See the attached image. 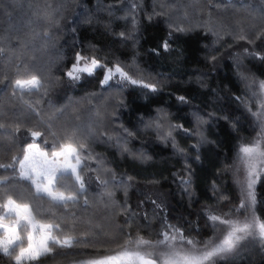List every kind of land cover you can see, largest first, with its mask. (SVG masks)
<instances>
[{
	"label": "trees",
	"instance_id": "16d2710c",
	"mask_svg": "<svg viewBox=\"0 0 264 264\" xmlns=\"http://www.w3.org/2000/svg\"><path fill=\"white\" fill-rule=\"evenodd\" d=\"M49 1L52 3L53 0ZM43 2L0 0V28L8 21L7 14H14L12 12L16 13L19 9L21 11L23 5H29L30 11L36 14L41 12ZM258 3L259 0H199L194 5L199 10L200 19L211 15L214 21L230 26L240 20L244 35L252 43L234 42L227 35L217 41L211 34H205L204 29L196 28L187 35L174 33L168 41L170 48L167 51L160 47L169 31L163 19H147L146 13L152 11L151 0H144L143 9H139V30L135 34V46L132 41L123 42L116 35L127 33L131 28L128 20L120 18L128 12L129 0H79L75 6L70 3L66 14L49 33L52 38H60L62 45L63 56L56 68L59 79L46 96L41 98L35 94H25L24 100L31 101L45 120L52 117L53 127L60 131L66 121L70 120L73 109L81 116V121H88V99L95 94L92 104L101 110L104 131L124 136L121 129L127 128L133 133L127 147L137 155L145 153L149 159L142 161L122 155L112 143L93 144L94 152L103 157L101 167L111 169L117 176L108 187L109 191L114 192L113 199L117 204L104 206L101 202L104 186L95 179L89 180V176L94 174L88 172L85 184L89 205L85 207L81 204L75 208L70 206L67 210L76 213L77 221L74 222L65 210H57L58 216H64L62 227L65 230L75 223V232L79 233L85 229L81 221L92 220L117 239L123 229L133 236L139 233L147 239L155 240L156 233L164 223L172 224L182 229L185 236L200 241L213 235L205 213L211 210L223 214L239 203V189L234 182L237 148L241 143H250L256 135L253 118L235 97L249 98L246 96L245 82L239 79L238 72L264 80V59L244 52V49H248V53H258L264 57V35L257 38V34L264 31L261 14L242 7L244 4L256 6ZM176 7L179 8V5ZM187 11L190 22L195 23L197 17L193 7H188ZM183 23L185 27L188 26V22ZM3 46L6 50L18 49V41L12 38ZM90 48L95 50L94 54L98 58H106L105 62L118 59L130 63L135 56L145 82L157 84L158 91L152 92L140 86L121 89L115 83H111V89L106 91L109 86L100 85L102 77L99 69L93 76L82 74L79 82H70L65 72L73 62L74 54H92L88 52ZM210 56H216L217 59L212 61ZM17 65H20L19 69ZM21 66L22 59L17 60L14 55H8L7 51L0 58V96L3 104L0 113L5 124V128L0 129V162L5 163L25 145L23 126L16 136L9 135L11 129L8 125L17 120L14 113L23 109L19 115L24 122L28 126L36 122V116L12 97L10 81L21 74ZM101 96L105 99L100 100ZM180 96L186 97L188 102L179 101ZM112 97L122 100L124 107L116 106ZM59 109H64L68 115L60 116ZM194 114L205 121L199 126V131L207 142L200 143L198 148L193 147L200 137L178 129L172 134L177 144L185 150V156L177 155L170 141L158 138L161 129L155 125L162 122V130H167L169 124L183 125L191 132L197 128ZM149 124L152 127H147ZM43 139V136L40 137L37 143L42 149L50 151L52 138L48 137L47 146L41 143ZM10 143L12 151L9 150ZM88 163L100 171L95 162ZM11 174V169L0 170V175ZM189 174L191 195L180 182V177ZM127 177L132 179L128 180ZM101 178H104L103 174ZM256 193V212L264 219V204L259 203L264 200V175L256 186ZM41 203L47 206L46 201ZM121 207H126V212L121 213ZM80 251L86 255L95 254L92 248L57 249L51 256L42 257L37 264H74V261L82 257L73 253ZM0 264L11 262L7 257L0 256ZM217 264H264V252L251 248L234 254L226 261H218Z\"/></svg>",
	"mask_w": 264,
	"mask_h": 264
},
{
	"label": "snow or ice",
	"instance_id": "6c2138e0",
	"mask_svg": "<svg viewBox=\"0 0 264 264\" xmlns=\"http://www.w3.org/2000/svg\"><path fill=\"white\" fill-rule=\"evenodd\" d=\"M78 2L79 0H70L74 6L78 5ZM197 3L199 0H151L152 11L146 13L147 19L151 21L160 17L169 29L167 39L160 45L165 51L169 50L168 41L172 39L174 33L187 35L196 28L204 29L205 34H211L217 41L227 35L234 42L252 43L244 35L240 20L234 21L230 26L214 21L211 15L200 19L199 10L194 8ZM143 4L144 0H129L128 12L120 17L128 20L131 28L127 33L120 32L116 35L121 37L123 42L132 41L133 46L137 42L135 34L139 30V9H143ZM177 5L179 8L176 7ZM188 7H193L197 17L195 23L189 20ZM242 7L250 12L259 11L261 21L264 22V0H259L256 6L244 4ZM61 9L67 10L63 0L57 8L47 6L42 19L50 26L56 27ZM183 22H188V26L185 27ZM43 35L48 37L47 32ZM259 35H264V31L257 34V38ZM6 51L8 55H14L17 60L22 59L18 49L6 50L0 44V58L6 55ZM88 52L92 54L80 52L74 54L73 62L65 72L70 82H79L82 74L93 76L99 69L102 77L99 80L100 85L109 86L106 91L111 89L110 81H114L121 89L127 85H138L152 92L158 91L157 84L145 82L136 64L135 56L131 58L130 63L118 59L105 62L106 58H98L94 54V49L90 48ZM244 52L264 59L258 53H248V49H244ZM209 59L215 61L217 57L210 56ZM19 67L20 65H17L18 69ZM23 67L27 70L26 64ZM238 77L245 82L246 96L249 98L237 96L235 99L253 118L256 135L250 143H241L237 148L234 182L239 189V203L223 214L206 211L213 235L203 241L187 237L182 229L167 223H164L161 230L156 233L155 240L147 239L139 233L133 236L123 229L120 238L117 239L102 225L93 223L92 220L81 221L85 229L79 233L75 232V223L65 230L62 227L64 216H58L57 210H65L74 222L77 221L76 213L67 210L70 206L75 208L81 204L85 207L89 205L85 184V175L88 172L94 174L89 176V180L95 179L104 186L105 190L101 195L104 206L117 204L113 199L114 192L108 190L110 181H115L117 176L111 169L101 167L103 157L94 152L93 144L112 143L122 155L126 154L142 161L149 157L143 152L137 155L127 147L129 138L133 136L127 128L121 129L124 136L112 135L104 131L101 110L97 105L92 104L95 94L88 99L87 122L81 121V116L76 109H73L70 120L66 121L60 131H57L53 127L52 117L45 120L31 101L24 100L25 94H35L41 98L46 96L57 80L50 78L43 71H28L26 76L12 79L10 85L13 100H19L26 106L36 116V122L28 126L19 115L23 109H18L14 113L17 116L16 122L8 125L11 129L10 136H16L22 126L25 128V145L19 148L18 154L11 155L9 162H0V170H12L11 176L0 175V256L7 257L11 264H37L42 257L51 256L57 249L92 248L95 250L94 255H86L83 251L73 253L82 257L74 261V264H217L218 261L228 260L242 248H257L260 252H264V219L256 212L258 203L256 185L264 175V80L254 75H245L244 72H238ZM99 99L105 98L101 96ZM111 99L116 106L124 107L122 100L115 97ZM178 100L182 103L188 102L184 96L178 97ZM253 105L256 107L255 111ZM2 107V96H0V110ZM58 112L62 117L68 115L64 109H59ZM195 120L197 128L191 132L183 125L176 124H169L167 130H162V122L156 123L155 127L161 129L158 138L165 142L170 141L175 153L185 156V150L177 144L172 133L182 129L186 134L199 136L200 140L193 145L198 148L200 143L207 142L203 133L199 131V126L205 121L198 115H195ZM147 127L150 128L152 125L149 124ZM232 127L235 130L234 124ZM4 128L5 124L0 113V129ZM42 136L44 139L41 143L45 146L49 143L48 137L52 138L50 151L42 149L37 143ZM102 137L105 139L101 140ZM9 150H13L11 143ZM88 162H95L100 171L92 168ZM241 171H243L242 179L238 175ZM101 174L104 176L103 179ZM126 179L131 180L132 177ZM180 182L184 190L191 195L190 174L187 177H180ZM42 201H46L47 206L41 203ZM259 203L264 204V200ZM119 211L126 212V207L119 208ZM221 226H223L222 231Z\"/></svg>",
	"mask_w": 264,
	"mask_h": 264
},
{
	"label": "rangeland",
	"instance_id": "374dc122",
	"mask_svg": "<svg viewBox=\"0 0 264 264\" xmlns=\"http://www.w3.org/2000/svg\"><path fill=\"white\" fill-rule=\"evenodd\" d=\"M63 2L65 8L68 9L67 7L70 5V0H63ZM60 3L61 0H53L52 3L49 0H44L41 5V12L36 13L37 15L30 11L29 5H23L22 10L20 11L19 9L16 13L12 12L14 14H7L9 19L6 24L0 28V39L2 45H6L12 38L18 41V53L22 57L21 74L18 76L24 77L27 75L28 71H43L50 78L59 79L56 68L63 56L62 45L60 38H52L49 36L51 29L56 27H52L46 23L42 19V15L47 6L50 5L51 8H57ZM64 10L65 9L60 10L59 21L64 14H66L67 10ZM45 32H47L50 39L43 35ZM24 64L27 65V70L24 69ZM111 83H114V81H110V84ZM239 176L241 179L243 178V171L240 172ZM221 230H223V226H221ZM247 250L249 249L242 248L238 253Z\"/></svg>",
	"mask_w": 264,
	"mask_h": 264
}]
</instances>
